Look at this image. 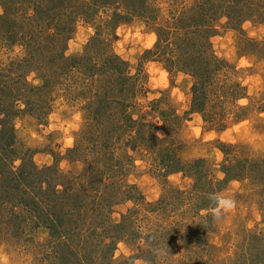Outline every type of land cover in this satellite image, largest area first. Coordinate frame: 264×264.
<instances>
[{"label": "trees", "instance_id": "obj_1", "mask_svg": "<svg viewBox=\"0 0 264 264\" xmlns=\"http://www.w3.org/2000/svg\"><path fill=\"white\" fill-rule=\"evenodd\" d=\"M259 2L195 0L192 6L185 7L176 0L170 8L172 16L161 21L163 18L159 17L153 0H0V47L20 45L25 55L28 53L30 56L28 62L23 63L24 58L20 62L12 60L13 67L0 69V215L1 209L12 205L14 215L20 216L15 210L23 206L24 219L34 223V226L41 225L50 230L53 257L62 258L61 264H115L114 252L118 242L142 238L146 239L147 248L139 244L137 247L141 252L146 249L151 254L148 261L154 262L158 249L155 243L149 241L151 234H143L138 225L142 204L132 195L137 187L124 180L136 167L133 153L139 149L147 150L152 164L162 169L165 179L170 174L183 172L193 180L191 190L166 189V192H175L168 197V205L182 202L170 209H178L177 218L181 217V222L176 225L166 223L165 228H160L161 235L166 233L174 240H181L183 233L192 234L190 236L197 239L202 235L205 238L206 233L212 232L213 226H205L203 221L214 216L219 207L220 192L237 180L241 173L249 171L253 179L256 174L254 184L264 211V158H245L241 166H234L237 157L235 146L227 144L226 148H222L227 156L221 169L224 178L215 177L205 158L186 161L181 156L180 143L170 139L171 131L180 129L178 124L182 117L178 110H173L172 123L166 124V111L162 112L158 105L163 103L161 99L151 102L150 111L138 108L139 85H143L145 79L140 73H134L130 64L114 51L106 50L101 59L92 60L85 70L78 71L73 83L67 82L73 77L69 69L75 74L81 61L91 60L90 56H71L67 53L68 41L72 39L80 19L92 21L89 17L96 10H107L110 19L102 21V24L109 23L111 29L137 16L148 18L152 20L159 40L155 49L147 50L146 54H157L167 68L181 62L182 65L178 64L180 70L195 79L191 112L201 113L209 125L219 130L227 128L246 118L249 104H243L241 100L250 98V95L247 86L236 77V68L219 57L214 49L212 37L217 29L214 22L225 16L232 22L247 20L249 17L243 8L248 11ZM97 29L98 37L94 40L106 44L107 39L103 36L106 33L101 32L99 27ZM3 70H8L9 74H3ZM30 75L41 83L29 81ZM57 83L83 94L86 108L92 111L94 120L105 116L113 119L111 123L117 122L114 127L105 130L107 140L102 156H95L96 150L90 144L84 147L86 156L94 155L90 165L95 164L94 161H106V167L101 170L97 165L92 166L89 179L81 181L86 189L84 191H80L82 187L71 189L68 182H59L54 167L40 169L30 159L29 152L26 156L17 149L14 120L21 112L39 106L35 103L37 94L42 97L43 103L50 105L51 92H54L52 86ZM19 102L26 107L20 108ZM155 104L157 106H153ZM86 119L90 121L91 117ZM120 122L124 124V144L121 135H117ZM80 148L78 144L70 151L78 152ZM79 154L76 160L86 157ZM96 171L103 173L102 181L95 179ZM75 177L80 179L79 175ZM243 178L248 176L243 175ZM78 192L100 193L87 197ZM120 195L134 201L135 205L123 214L121 222H114L111 214L114 206L122 201L118 198ZM193 225L198 228L204 225L203 231L190 230ZM180 226H184L183 233ZM243 237L246 238L243 250L238 252L237 258H229L226 262L264 264V236L245 233ZM183 243L184 248H191ZM200 243L195 241L192 247H198ZM253 251L262 256H250ZM218 254L217 251L210 253L208 262L220 260ZM119 264H131V260L125 259Z\"/></svg>", "mask_w": 264, "mask_h": 264}, {"label": "rangeland", "instance_id": "obj_2", "mask_svg": "<svg viewBox=\"0 0 264 264\" xmlns=\"http://www.w3.org/2000/svg\"><path fill=\"white\" fill-rule=\"evenodd\" d=\"M175 1L153 0V4L158 8L159 17L163 18L161 21L172 16L170 8ZM177 2L190 7L195 0ZM243 10L249 18L240 23L232 22L226 16L217 18L214 22L217 26L212 37L214 49L219 57L236 68L238 71L236 77L247 86L250 95V98L241 100V103L249 104L246 118L230 124L227 128L219 130L218 127L209 125L201 113L191 112L195 79L191 74L180 70L181 62L170 64L172 67L167 68L157 54H146L147 50L155 49L159 40L152 20L148 18L137 16L128 23L124 22L111 29L109 23L102 24V21L110 19L107 10H96V13L89 17L92 19L90 22L80 19L72 39L68 41L67 53L71 56H90L91 60L81 61L76 67L75 74L69 69L68 72L73 77L67 82L73 83L78 71L85 70L87 63H91L92 60L101 59L106 50L114 51L130 64L134 73H140L145 79V83L139 85L137 107L150 111L151 102L161 99L163 103L158 105L162 112L166 111L168 120L166 124L172 123L173 110L177 109L182 117L178 124L180 129L171 131L170 139L180 143L178 145L182 149L181 156L186 161L205 158L211 165L215 177L224 178L225 174L221 169L227 156L222 148H226L227 144L235 146L234 154L237 157L234 166H241L240 163L245 158L251 160L264 158V0L248 8V11L245 8ZM97 27L106 33L103 35L107 39L106 44L94 40L98 37ZM24 51L20 45L0 47V69H8L12 66V60L20 62L24 58L23 63L28 62L30 56L28 53L25 55ZM3 71V74H9L8 70ZM28 80L36 84L41 83V80H35L33 75H30ZM53 89L50 105L43 103L42 97L37 94L35 103L39 106L21 112L14 120L18 135L17 149L26 156L29 152L30 159L40 169L54 167L59 182H68L69 188L79 189L83 185L81 181L89 179L88 173L91 172L92 166L97 165L99 169L106 167L104 160L100 163H98L100 160L94 161L95 164L90 165L93 163L94 155H85L83 152L85 145L90 144L95 148V156H102L107 140L105 130H109L117 122L111 123L113 119L105 116H99L94 120L92 111L86 108L85 96L66 88L63 83H57L55 87L52 86ZM114 105L118 108L116 104ZM18 106L25 108L26 104L19 102ZM88 117H91L90 121L86 119ZM118 124L120 130L117 135H121V142L124 144V124L122 122ZM78 144L81 146L80 151L71 152L70 150ZM106 152L109 153V149ZM79 153L86 157L83 160H76L80 156ZM133 154L136 167L131 170L130 175L124 177V180L137 187L132 191V195L142 204L139 207L141 213L138 225L143 234H151L149 241L155 243L159 253L155 256L154 262L150 263L148 259L151 258V254L147 253L146 249L141 252L137 247L139 244L147 248L146 239L121 240L114 252L115 264L124 262L125 259H130L131 264H228L226 261L229 258H237L238 252L243 250L245 233L264 236L263 206L261 197L256 192V174H253L255 177L253 179L250 177V171L241 173L237 180L230 182L220 192L219 207L215 210L214 216L203 221L205 226L209 224L213 226L212 232L206 233L205 238L203 235L197 239L190 236L192 234H184V226H180L183 233L181 240H174L166 233L161 235L160 228H165L166 223L172 222L176 225L177 222H181V217L177 218L178 209L170 210L180 202L168 205L166 203L168 197L175 192H166V189L191 190L193 180L183 172L170 174L165 179L162 169L152 164L147 150L139 149ZM78 175L79 180L75 177ZM102 175V172L96 171L95 179L102 181ZM243 175H247L248 178H243ZM103 181L107 182V179L103 178ZM84 190L86 189L82 187L80 191ZM78 193L91 197L100 192ZM124 197L118 196L122 201L113 208L111 218L114 222H121L123 214L135 205L134 201L126 200ZM11 206L7 205L4 210L1 209L0 264H61L62 258L59 260L53 257L50 230L41 225L34 226V223L24 219L23 206H18L15 210L20 216L14 215ZM174 220L177 221L174 223ZM204 225L201 228L193 225L190 230L203 231ZM195 241H201L202 244L192 247ZM183 242L191 248L189 250L184 248ZM216 251L219 252L220 260L208 262L209 254ZM250 256L262 255L258 254V251H253Z\"/></svg>", "mask_w": 264, "mask_h": 264}, {"label": "bare ground", "instance_id": "obj_3", "mask_svg": "<svg viewBox=\"0 0 264 264\" xmlns=\"http://www.w3.org/2000/svg\"><path fill=\"white\" fill-rule=\"evenodd\" d=\"M163 76V75H162Z\"/></svg>", "mask_w": 264, "mask_h": 264}]
</instances>
